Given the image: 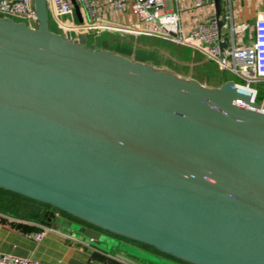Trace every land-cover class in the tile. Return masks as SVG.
Masks as SVG:
<instances>
[{
	"label": "water",
	"instance_id": "obj_1",
	"mask_svg": "<svg viewBox=\"0 0 264 264\" xmlns=\"http://www.w3.org/2000/svg\"><path fill=\"white\" fill-rule=\"evenodd\" d=\"M35 8L36 28L0 17V187L139 258L168 264L117 238L184 264H264V103L92 48Z\"/></svg>",
	"mask_w": 264,
	"mask_h": 264
},
{
	"label": "built area",
	"instance_id": "obj_2",
	"mask_svg": "<svg viewBox=\"0 0 264 264\" xmlns=\"http://www.w3.org/2000/svg\"><path fill=\"white\" fill-rule=\"evenodd\" d=\"M96 1L47 0L49 16L52 15L57 20L61 30L76 33L79 36L77 40L92 32L99 34L113 31L159 37L192 47L214 60L221 70L230 71L240 77L244 84H236L249 89L257 101L259 90L253 84L264 82V12L256 20L254 38L249 42L248 26L236 24L231 14L225 19L221 17L223 28H227L229 32L226 38L222 30L220 31L216 13L207 16L195 29L185 33L181 25L178 0H111V6L116 9L130 8L136 17L132 24L117 23L102 17L98 14ZM213 2L214 0H195V6L203 7ZM76 6L79 7L82 21L78 20ZM0 17L26 23L33 28L38 26L35 0H0ZM46 231L44 229L35 233V239L42 240ZM0 264L51 263L0 253Z\"/></svg>",
	"mask_w": 264,
	"mask_h": 264
},
{
	"label": "crops",
	"instance_id": "obj_3",
	"mask_svg": "<svg viewBox=\"0 0 264 264\" xmlns=\"http://www.w3.org/2000/svg\"><path fill=\"white\" fill-rule=\"evenodd\" d=\"M110 2L111 0L96 1L99 15L122 24H132L136 21V17L129 7L119 10L111 6ZM178 5L181 10V25L185 33L195 29L207 16L216 13L215 0L203 7H196L195 0H178ZM222 7V19L231 14L236 24L247 25V36L249 42H252L254 24L264 12V0H222ZM78 20L82 21L83 19L78 16ZM52 25L56 28L51 27L53 31L62 34L57 20L51 15L50 26ZM147 26L153 27L152 25ZM222 33L228 38L227 28H223ZM83 36L88 37L86 45L90 46L87 44L89 35ZM92 48L107 50L104 47ZM200 52L191 47L192 55L201 54ZM222 72L224 71L222 70ZM197 80L201 82V80ZM221 84L211 87H219ZM48 213L49 210L44 206L28 199L14 198L10 201L9 206H0V253H10L51 264H161L134 256L121 246L101 245L81 234L76 235L64 227H56ZM60 216L67 218L63 215ZM44 229L47 231L43 239L36 240L34 234ZM117 239L121 245L139 248L147 253L159 254L152 248L142 247L138 243L121 237ZM170 264L175 263L171 262ZM176 264L184 263L176 261Z\"/></svg>",
	"mask_w": 264,
	"mask_h": 264
},
{
	"label": "rangeland",
	"instance_id": "obj_4",
	"mask_svg": "<svg viewBox=\"0 0 264 264\" xmlns=\"http://www.w3.org/2000/svg\"><path fill=\"white\" fill-rule=\"evenodd\" d=\"M51 27L56 29L53 25ZM61 32L71 39L77 40L79 38L74 32H66L63 30ZM87 44L92 47H104L116 54L123 55L135 61L151 64L157 69L169 71L183 78H197L201 80V83L210 87L228 80H232L238 84H244V81L236 76V74L230 71L222 72L218 64L202 52H200L201 54L192 55L191 47L159 37L113 31H103L99 34L92 32L89 35ZM253 86L259 90L256 100L258 102H264V82L254 83ZM43 206L45 209H51V207H47L46 205ZM58 217L61 216L58 215ZM126 240L131 241L130 239ZM149 254L161 260H166L168 264L171 262L176 264L174 259L164 254Z\"/></svg>",
	"mask_w": 264,
	"mask_h": 264
},
{
	"label": "trees",
	"instance_id": "obj_5",
	"mask_svg": "<svg viewBox=\"0 0 264 264\" xmlns=\"http://www.w3.org/2000/svg\"><path fill=\"white\" fill-rule=\"evenodd\" d=\"M14 198H19V199H28V200H31V201H35V200H32V199H30V198H28V197H25V196H23V195H20V194H18V193H15V192H12V191H9V190H7V189H4V188H1L0 187V206H3V207H7V206H9V203H10V201L11 200H13ZM36 203H39V204H41V205H46L47 207H51L52 208V206H50V205H48V204H44V203H41V202H38V201H35ZM61 213H62V215L63 216H66V217H69V218H71V219H73V220H75V221H78V222H80V223H83V224H85V225H87V226H90V227H93V228H96L95 226H93V225H91V224H88V223H86V222H84V221H82V220H80V219H78V218H76V217H73V216H71V215H69L68 213H66V212H64V211H60ZM96 229H98L99 230V228H96ZM132 242H135V241H133V240H131ZM135 243H138V242H135ZM138 244H140L142 247H149V248H152V249H154L153 247H150V246H148V245H145V244H141V243H138ZM155 251H156V249H154ZM158 252V251H157ZM159 253H161V252H159ZM162 254H164V253H162ZM165 256H168V255H166V254H164ZM168 257H171V256H168ZM171 258H173V257H171ZM173 259H175V258H173ZM178 260V259H177ZM180 261V260H179Z\"/></svg>",
	"mask_w": 264,
	"mask_h": 264
},
{
	"label": "flooded vegetation",
	"instance_id": "obj_6",
	"mask_svg": "<svg viewBox=\"0 0 264 264\" xmlns=\"http://www.w3.org/2000/svg\"><path fill=\"white\" fill-rule=\"evenodd\" d=\"M48 210H49L48 215H50L51 213H56V214L58 213V214L62 215V213L60 212L61 210H59V209H53V207H52L51 209H48ZM174 260L179 261L177 259H174ZM179 262H181V261H179Z\"/></svg>",
	"mask_w": 264,
	"mask_h": 264
}]
</instances>
